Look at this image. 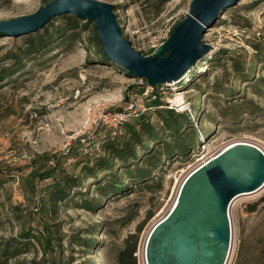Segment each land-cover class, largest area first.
Returning a JSON list of instances; mask_svg holds the SVG:
<instances>
[{"label": "rangeland", "instance_id": "1", "mask_svg": "<svg viewBox=\"0 0 264 264\" xmlns=\"http://www.w3.org/2000/svg\"><path fill=\"white\" fill-rule=\"evenodd\" d=\"M51 1L0 0V22L32 15ZM100 1L115 5L123 37L137 51L152 55L186 18L193 0ZM66 16L52 19L37 32L0 35V76L9 75L0 82V246L11 240L26 242L20 236L29 233L40 242L30 239V252L10 264H119L126 240L153 213L135 254L137 264H145L148 233L169 212L193 169L231 143H252L264 152V0H239L223 11L203 36L210 52L179 81L158 90L165 104L161 108L184 112L191 119L183 135L196 134L198 141L187 153L163 157L153 183L124 181L125 192L102 197L110 174L120 179L127 175L125 165L115 161L114 169L98 179L82 180L54 210L49 197L57 180L64 174L83 177L84 163L92 166L98 158L96 150L84 155L70 137L84 126L89 110L126 112L137 104L165 138L150 147L163 151V141L170 140L153 106L150 84L100 56L95 23L84 20L77 41L54 39L48 49L25 55L23 69L10 76L20 66L12 57L23 54L32 39L64 27ZM177 97L185 99L184 109L173 102ZM104 131H95L97 141ZM125 135L126 130L121 138ZM263 197L264 189L233 203L228 264H236L241 240L264 226ZM89 201L97 202L94 209L87 207ZM252 205L257 209L251 213Z\"/></svg>", "mask_w": 264, "mask_h": 264}, {"label": "water", "instance_id": "2", "mask_svg": "<svg viewBox=\"0 0 264 264\" xmlns=\"http://www.w3.org/2000/svg\"><path fill=\"white\" fill-rule=\"evenodd\" d=\"M239 0H193L186 18L152 55L137 51L123 37L115 5L100 0H53L36 13L0 22V35L37 32L58 16L95 23L102 51L133 78L150 86L174 83L205 57L203 42L220 14ZM264 189V152L236 142L193 169L169 210L145 241V264H228L233 251L231 207L239 197Z\"/></svg>", "mask_w": 264, "mask_h": 264}, {"label": "trees", "instance_id": "3", "mask_svg": "<svg viewBox=\"0 0 264 264\" xmlns=\"http://www.w3.org/2000/svg\"><path fill=\"white\" fill-rule=\"evenodd\" d=\"M168 1L170 0H165V3ZM65 20V26L54 32V36L47 34L34 38L30 41L23 54H17L12 57L20 66L17 70L12 71L10 76L23 69L22 59L25 55L40 52L42 49L50 46L54 42V39L64 38L66 42L77 41L79 39L80 34L78 29L83 26L82 22L84 20L81 21V19L74 15L66 16ZM94 41H96L97 47L101 45L98 35L94 37ZM100 56L106 61H110L104 55L102 49H100ZM123 71L126 73L125 70ZM7 77L9 75L7 76L2 72L0 82L5 81ZM161 86L163 85L154 87L156 97L153 101V106L157 109V116L162 121L164 129L170 133V140L163 141V151H159L156 146L150 147L151 143L157 145L161 139H165L162 131L152 124L150 118L145 113L140 114L126 124V135L123 138L119 137L114 141H107L104 144V155L94 158L95 162L92 166L84 163L82 170L85 175L83 177L81 175L64 174L57 180L49 197L50 204L54 210H56L55 207H57L58 203H61L69 195L72 189L81 187L82 180L88 178L98 179L99 175H103L114 169L115 161H120L125 165V168L128 169L127 175L123 179H120L115 172L110 174L109 178H106V187L101 189L102 197H106L111 193L125 192L124 190L127 187H121L124 181H151L153 183L152 181L155 180L156 173L160 170L159 163L163 157L169 158L177 152L185 154L198 141L196 134L187 136V138L183 135V127L192 124L188 114L176 112L174 109L161 108L165 105L158 92ZM139 153H143L142 156L139 157ZM131 164L134 168L129 170ZM101 181L100 179L96 180V184H100ZM80 195L83 196V194ZM70 201L74 202V200ZM262 202H264V197L262 198ZM96 203L89 201L86 205L89 209H94ZM256 209L257 205H252L249 207V212H255ZM153 217V213H149L145 222L138 228L137 234H132L128 237L125 247L118 255L119 264H137V256L135 254L137 253L139 236L144 229V225ZM20 238L28 239V241L11 240L5 245L0 246V264H10L11 261L28 254L30 248L33 247L30 239L40 242L39 237L30 235L29 233L21 234ZM47 244V246L50 245L49 240ZM236 264H264V226L257 228L250 236L241 240Z\"/></svg>", "mask_w": 264, "mask_h": 264}, {"label": "built area", "instance_id": "4", "mask_svg": "<svg viewBox=\"0 0 264 264\" xmlns=\"http://www.w3.org/2000/svg\"><path fill=\"white\" fill-rule=\"evenodd\" d=\"M140 81L143 82V84H148L147 80L141 79ZM149 85V84H148ZM148 89H151V94L153 98L156 97L154 92V87L147 86ZM95 113V114H94ZM143 112L140 111V106H137V104L131 105L130 111L126 112H109L105 110V108L99 107L96 111L92 112V110L88 111V117L86 119V122L84 126L79 130V132H76L74 135L70 136L75 140V142L80 145L82 152L84 155H92L93 152H95L96 156H102L104 155V149L103 146L107 141H114L117 138L121 137L125 133V126L129 122L132 121V119L138 117ZM95 115H98V118H96ZM97 121L96 126L94 127V131H92V125L95 124ZM105 129L103 136L101 137V141H97L95 138V131L100 129ZM91 131V132H90ZM70 144H67V146ZM70 149H68L69 151Z\"/></svg>", "mask_w": 264, "mask_h": 264}, {"label": "bare ground", "instance_id": "5", "mask_svg": "<svg viewBox=\"0 0 264 264\" xmlns=\"http://www.w3.org/2000/svg\"><path fill=\"white\" fill-rule=\"evenodd\" d=\"M213 52L214 51H212V53H210V55L211 54H213ZM173 102L178 106V107H181V108H185V106H186V101H185V99L183 98V97H177L175 100H173ZM204 159V158H203Z\"/></svg>", "mask_w": 264, "mask_h": 264}]
</instances>
